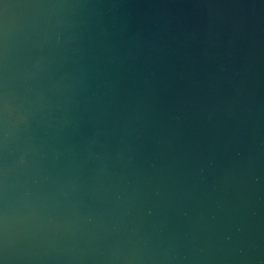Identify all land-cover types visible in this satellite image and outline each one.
<instances>
[{
    "label": "water",
    "instance_id": "1",
    "mask_svg": "<svg viewBox=\"0 0 264 264\" xmlns=\"http://www.w3.org/2000/svg\"><path fill=\"white\" fill-rule=\"evenodd\" d=\"M0 264H264V0H0Z\"/></svg>",
    "mask_w": 264,
    "mask_h": 264
}]
</instances>
